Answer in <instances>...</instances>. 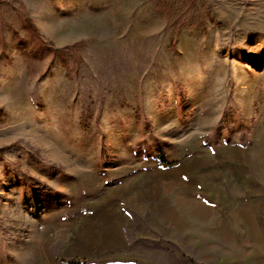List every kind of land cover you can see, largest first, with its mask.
I'll use <instances>...</instances> for the list:
<instances>
[{
	"label": "rangeland",
	"instance_id": "1",
	"mask_svg": "<svg viewBox=\"0 0 264 264\" xmlns=\"http://www.w3.org/2000/svg\"><path fill=\"white\" fill-rule=\"evenodd\" d=\"M5 147L0 264H264V0H0Z\"/></svg>",
	"mask_w": 264,
	"mask_h": 264
},
{
	"label": "trees",
	"instance_id": "2",
	"mask_svg": "<svg viewBox=\"0 0 264 264\" xmlns=\"http://www.w3.org/2000/svg\"><path fill=\"white\" fill-rule=\"evenodd\" d=\"M21 26L23 30L30 35L33 38H40V30L35 25L34 21L28 17H22L21 18ZM10 147L0 148V163L4 162V153L7 151ZM160 164L162 168L168 169L171 167H175L178 165V162H168L165 160L163 156H160L159 158ZM191 263L192 261L189 260ZM64 264H89L86 261H64Z\"/></svg>",
	"mask_w": 264,
	"mask_h": 264
}]
</instances>
